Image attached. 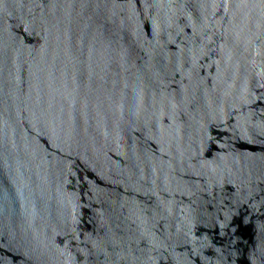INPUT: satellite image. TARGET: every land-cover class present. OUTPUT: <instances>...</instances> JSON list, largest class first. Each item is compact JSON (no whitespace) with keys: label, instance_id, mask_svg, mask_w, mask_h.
<instances>
[{"label":"water","instance_id":"95a60500","mask_svg":"<svg viewBox=\"0 0 264 264\" xmlns=\"http://www.w3.org/2000/svg\"><path fill=\"white\" fill-rule=\"evenodd\" d=\"M0 264H264V0H0Z\"/></svg>","mask_w":264,"mask_h":264}]
</instances>
